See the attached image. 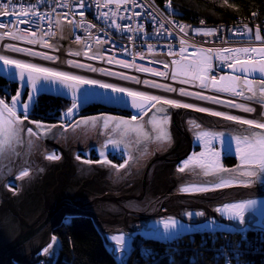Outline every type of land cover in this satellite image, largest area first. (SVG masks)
Returning <instances> with one entry per match:
<instances>
[{"label":"water","instance_id":"water-1","mask_svg":"<svg viewBox=\"0 0 264 264\" xmlns=\"http://www.w3.org/2000/svg\"><path fill=\"white\" fill-rule=\"evenodd\" d=\"M242 62L244 63L235 62L231 66H224L221 71L241 78L264 82V74L259 71L260 67L264 66V59L259 61L245 60ZM245 66L254 67L256 71L252 73L240 71ZM20 72L25 73V81H27L28 69H20L15 65L5 64L0 61V77L20 84V90L14 98L22 103H29L27 114L33 111L37 99L41 95L47 94L75 102V107L70 109L72 111L71 118L69 119L65 116L66 125L82 114L87 107L96 104L120 113L139 114L149 110V108L150 111H155L162 115L170 112L172 113L171 128L175 124L178 131L177 133L173 132L174 143L171 147L161 154L156 151V156L149 162L145 175L141 176L139 184L133 188L121 190L128 192V194L123 195L102 191V188L106 185L111 188V186L114 187V184L104 183L109 170H102L97 168L96 165H94L95 169L100 170L102 173L100 178L83 181L79 186L70 184L69 175L76 173L75 166L71 161V150L70 155H67L56 143V140L64 130L65 124L54 125L47 134L40 132L39 135L47 144V147L56 146L60 151H63L65 157L71 163V169H61L59 172L53 168L48 173L49 164L47 174L54 176V180L44 181L46 174L37 191L31 190L28 192L27 188H24L21 196L16 198L19 204L11 196L1 193L2 183H0V264L5 260L6 264H14L12 260H16L21 264H37L40 262V258L44 259L45 264H54L59 243L52 236L53 230L57 225L62 224L63 220L68 216L84 214L91 216L95 222L103 221L106 226L120 227L121 225H117V223H126L129 228V222L138 219L167 213L176 215V213H180L178 209L198 206L225 223L235 224L234 222H226L216 216L209 207L222 204L225 201L264 196V185L261 183H248L246 185L241 183V181L255 180L256 178L240 175L241 169L247 167V165H242L241 153L237 148L239 145L241 149H247V146L236 139L237 136L245 131L264 134L263 129L236 124L215 127L213 125L217 123L196 110L173 107L161 103L151 107L152 102L141 96L131 97L125 92L120 93L97 85L80 84L78 81L61 82L58 77H50L46 80L43 78L44 74L35 72L31 73V75L33 81L36 82L37 91L34 94V100L29 102L28 97L33 95L31 84L28 83L25 86L20 81ZM68 85H71V87ZM133 103L141 107H134ZM17 108L23 113L20 105H17ZM102 117L103 115H101L100 121H102ZM26 122L28 120L24 121V123ZM101 125L102 122L98 130V139ZM31 126L37 130L36 127ZM204 133L209 135L205 136ZM23 135L25 146V133ZM95 142H98V140ZM185 143H187V147L182 150ZM22 153L23 151L16 156L15 171L21 165ZM226 155L236 156L238 158V166L235 168L225 167L223 159ZM193 156L205 163L218 161L223 168L228 170L227 173H223L225 177L229 174L235 177L233 183L228 187L213 189L212 185L217 183V177L215 175H204L203 170L195 163L189 165L183 172L180 171V168ZM20 182L23 183L22 180ZM124 185H126V182ZM185 186L207 187L210 190L192 193L180 191V188ZM24 198H32L38 204L24 208ZM162 207H167L169 211L159 212ZM235 226L237 227L236 224ZM45 249H47V252L44 251Z\"/></svg>","mask_w":264,"mask_h":264},{"label":"built area","instance_id":"built-area-1","mask_svg":"<svg viewBox=\"0 0 264 264\" xmlns=\"http://www.w3.org/2000/svg\"><path fill=\"white\" fill-rule=\"evenodd\" d=\"M12 3L16 14L9 11L5 15L0 11V23L4 25L0 27V56L86 79V71L72 66L70 62L92 63L97 68L99 83L137 75L139 69H144L149 75L156 73L158 80L160 77H184L182 79L188 80L193 77L186 72L190 67L193 70L196 64L211 60V63L216 61L226 66L237 60L259 58L244 56L237 49L255 48L256 55L264 49V21H253L247 25L191 24L173 13L170 4L162 9L153 0H12ZM21 8L28 12V18L34 13L38 14L37 22L20 23V19H24L19 15ZM256 35L261 39L256 40ZM249 44L253 46L249 47ZM12 48L26 49L40 55H27L23 51L10 50ZM42 56L55 59H44ZM182 65L189 66L181 67L183 74L180 75ZM131 67H134V71L130 70ZM212 72L221 74L215 69ZM105 73H116L118 79ZM141 80L142 83L155 81L146 76ZM170 83L177 84L175 81ZM198 85L199 81L195 87ZM222 98L228 103L217 104L224 109V114L232 116L233 112H237L236 107L229 106L235 105L232 103L234 99L223 94ZM253 104L258 105V102L250 101L248 108L254 107ZM256 233L259 242L264 243V230ZM241 235L243 240L248 238L247 232ZM236 236L231 232L217 231L212 232L208 239L212 240L213 245H220L226 264H251L249 257L260 253L251 252L252 247L235 249L231 245L229 249L223 248L226 240L237 242ZM195 241L190 239L186 242L181 238L176 241L173 251L177 253L182 246L194 244ZM142 245L139 256H151L153 252ZM204 245H208L206 240ZM137 258L136 255L134 260ZM37 264H45V261L41 259Z\"/></svg>","mask_w":264,"mask_h":264},{"label":"rangeland","instance_id":"rangeland-1","mask_svg":"<svg viewBox=\"0 0 264 264\" xmlns=\"http://www.w3.org/2000/svg\"><path fill=\"white\" fill-rule=\"evenodd\" d=\"M173 13H175L180 19H182L180 16V13H178L175 10L173 11ZM188 23L194 24L193 22H188ZM248 46L252 47L253 44H249ZM245 60L246 61H259L261 60V58L243 59V61ZM235 62L237 61H233L232 64H234ZM208 63L209 61H205L204 64L203 63L201 65L196 64L195 65L196 67L193 68V70L191 69L192 68L191 67L186 72V74L190 73L191 78L193 77L192 79H188L189 81L182 79L184 77L177 78V79L172 78V77L170 78L160 77V80H158V78H156L157 77L156 73H151L149 75L145 73L144 69L143 70L139 69L138 70L139 73L137 75L130 76L128 77V79L123 78L121 80L116 77L118 74L112 73L110 77H114V79H118V81H122L123 83H125L124 87L120 85L109 84V83H102V82L99 83L96 71H88L86 70L85 67H78V68L86 71L84 72V74L88 76L87 80L97 81L98 82L96 84L97 86H99V84H108V85H112L115 88L126 89L127 91L125 93H127L128 91H133V92L143 93L144 96H146V93L144 91H141L139 89H135L129 86L132 82H134L136 85L141 84L142 83L141 77L146 76L148 78L155 79V81H148L149 82L148 84H145L143 82L142 84L146 85L147 87H152L150 86L151 84L160 85L161 87H152V88H156L158 90H161L162 92L164 91V93H166L165 88H172L175 91H171V92L173 93L177 91L178 96L180 94V91L183 90L186 93L198 94L199 96H203L206 98L211 97V98H214L215 100L219 99L220 103H225V102L228 103V101L225 98H222V94H223L225 96H229L233 98L234 100L232 101V103L235 105H242L248 108L249 102L254 100L264 106V101H262L261 95L259 92V86L261 85L263 81L239 77L240 78L239 82H233L232 78L238 77V76L221 71V68L224 67L225 65L222 66V64L220 65V63L216 61H213V63H211V60H210L211 66L209 67ZM78 64L84 65V66H90L92 68L97 69L95 65H93L92 63L86 64V63L79 62ZM199 65L202 67L200 68ZM228 65H231V64H228ZM184 66H189V65L180 66L179 71H181V67L183 68ZM212 69H215L217 72H221V74L215 75L212 72ZM130 70L134 71V67H131ZM199 74L200 76L198 77ZM213 77H215L214 81H213ZM137 80L140 81V83H137L136 82ZM172 81L177 82L180 85V88L178 89L176 84H171L170 82ZM198 81H199V85L196 88L195 85L198 83ZM202 84L207 85V87H202L201 86ZM192 86H193V89L191 88ZM221 87H234L236 92L242 91L243 96L232 95V94H229V92L227 91H218L217 89ZM248 87H251L257 93L255 98L253 99L245 98V97H249L253 95L252 92L247 91ZM198 89H201V90H198ZM144 96H141V97H144ZM187 97L191 98L195 102L196 101L200 102L201 100H204V102L205 101L213 102V100L211 99H199L197 98V95H181L180 94V98L179 99L177 98V99L179 101L181 98H187ZM163 100L164 99L161 98V101ZM151 102L152 104L153 103H155V105L157 104L156 102H153V101ZM3 104L7 105L8 107H12V102H7L3 100ZM74 104L75 102H73L72 106L68 108L67 110L63 111L61 115L58 117L60 124H65V114L73 107ZM215 104L217 103L213 102V104L210 103L209 104L210 106H208L205 102V106L203 108L208 109L210 111L220 112L224 114V109L220 107L218 104L217 105ZM170 106H173V105H170ZM2 107L3 105H0V108ZM188 108L195 110L196 108H199V107H195L194 109L191 107H188ZM235 109L241 110L240 107H236ZM15 111H16L17 117L19 118V121L22 122V126L25 129L32 128L34 131H37L31 125L37 128V123L39 122L30 121L28 119V116L30 114H27V118H25L24 114L21 113L17 107ZM197 112L208 116L218 125H229V124L241 125V124H237L238 122L236 121L226 120L223 118V116H213L210 114L209 111H205V112L197 111ZM234 113L235 112H233L232 116H236V114ZM132 114L133 115L130 118L120 116V115L102 114L103 115L102 119L107 118L109 127L105 129L101 125L99 139H98V130H99L100 123H97L96 125L92 126L91 124H86L83 122H90L91 120H93V118L100 121L101 115L84 117V118L78 119L74 124H80L79 127L74 128L73 127L74 124H72L71 126L70 125L68 126L65 124L64 130L61 132L59 138L56 140V143L67 153V155H70V150H71V157H72L71 161L75 166V170H76V167L78 168V170L80 169L79 171L76 170L75 174L69 175L70 184H73V186H79L83 181L85 182L86 180H91L93 178H96L95 175L97 171L102 176V173L100 170L95 169V167L92 168L91 164H88V162H84L83 160L84 157L89 159V156L97 168H100L102 170H109L107 173V177H105L104 179V183L106 182L112 183L114 184V187L111 186L110 188L109 185H106L105 187L102 188L103 192L109 191L111 193L119 194V195L128 194V192H124L121 190L130 189L136 186L137 184H139V182L141 181V176L145 175L149 162L156 156V151L158 154H161L167 151L171 147V145L174 143V133H177L178 129L175 126V124H173V127L171 128L172 113L170 112L166 113V115L165 114L162 115L155 111L146 110L143 113H139V114L132 113ZM3 116L8 117V113L4 112ZM133 117H135L136 119H133ZM25 120H28L29 125H28V122L24 123ZM115 121H127L129 124V127L116 128L114 127ZM39 124L45 127H51V128L52 126H54V125L47 126L48 124H44V123H39ZM242 126H249V125H242ZM257 129H260V128H257ZM165 134L170 135V138H171L170 141L164 139ZM21 136H22L23 143H20L19 146L16 147L15 149L16 155L8 159H5L3 162H0V182L2 180L5 181L8 178L4 182V185L1 186V193L4 195L11 196L12 199L19 197L24 191V188L31 189L34 187L35 189H38L40 185L39 181H41L40 179L42 177H38L36 180L33 179L35 181L32 182L31 184L28 183V179H29L28 177H31L35 173L39 174L40 176L41 174H43V172H46L49 164H50L49 169H48L49 171L54 168L55 171L58 170L60 172L61 169H67L71 167V163L65 157L63 151H60V149L56 146L54 147L48 146L49 148H51L49 149L47 147V144L40 137V135L29 137L28 135L25 134V146H24L23 133L21 134ZM97 140L98 142H95ZM29 141L33 142L31 148L29 147ZM116 141H119L120 147L116 149L115 151H113L112 143ZM105 145H107V148L105 150L104 158L110 163H100L99 162L102 159V157L100 156V150ZM186 147H187V143L183 145L182 150H184ZM80 148H83V149H80ZM22 151L23 153H22L21 165L15 171L16 156ZM51 154L58 156L59 159H51V160L48 159L47 158L48 155H51ZM113 156L122 160L123 164L121 165L115 164L111 160ZM93 157H98L96 158L98 160L95 161ZM130 162H131V165H130ZM61 163L62 165H60ZM131 166H132V170H131ZM22 170H27L28 176L21 175ZM21 180L24 183V185L23 183L20 182ZM125 182H126V185H124ZM76 183H80V184L77 185ZM249 200L258 201L257 206L252 209L245 208L242 210H236V209L232 210L233 213H238L239 215L243 216L244 218L243 223H240L238 220H231L228 218L226 214H221V212L218 211V209H223L227 205L246 202ZM0 203H1V198H0ZM17 203H19V201ZM189 209L190 210L188 211L184 210L186 212V214L184 215H179V213H177L179 217H176L173 215L167 216V217L150 216L148 218L138 219V220L129 222V228L127 227L126 223H117V225H121V226L112 227V226L104 225L105 223L99 220V222L97 221L96 224L98 225L99 229L102 231L103 235H105L104 237L106 239V243H107L109 250L115 254L117 260L121 264H127L128 259L131 256L133 248H134L133 239L137 235H141L142 237L148 238V239L154 238V239H159L161 241H166V240H172L176 237H180L184 234H190V233L195 234L196 232L224 230V231L238 233V232H247V230L249 229L254 230L255 227L264 228V196H258L255 198H243L241 200L225 201L222 204L213 205L209 207V209L213 211L216 216L222 218L226 222H234L237 225V227L235 226V224L225 223L221 219L215 217L210 212L207 213L205 209L199 208L198 206L190 207ZM190 213L192 215H189ZM197 213H202V215H196ZM252 214L257 218L256 220ZM245 216L247 219L245 218ZM169 219L176 220L179 223L172 232H165L164 222ZM194 223H197V224H194ZM250 223L252 226L250 225ZM100 224L102 225V227ZM239 227H242V228H239ZM116 236L124 237L125 246L123 250L120 249V245L117 243V241L115 239H112V237H116ZM56 239L58 240L59 249H60V241L58 238ZM41 259L44 261L43 258H40V260ZM12 262L14 263L17 261L12 260ZM18 263L19 262H17V264Z\"/></svg>","mask_w":264,"mask_h":264},{"label":"trees","instance_id":"trees-1","mask_svg":"<svg viewBox=\"0 0 264 264\" xmlns=\"http://www.w3.org/2000/svg\"><path fill=\"white\" fill-rule=\"evenodd\" d=\"M153 2L160 8L170 4L175 11L180 13L184 21L193 22L194 24L231 23L241 18L249 19L253 15L264 21V0H153ZM19 90L20 84L18 82L0 77L1 99L12 102L11 100ZM72 104L73 102L68 99L43 94L37 99L28 119L32 122L57 125L60 122L58 117ZM102 114L120 115L128 118L133 115L132 113H120L94 104L87 107L82 114L67 123V125L71 126L80 118ZM93 158L95 161L98 160L96 159L98 157ZM111 160L115 164H123V161L117 157L113 156ZM223 164L225 167L235 168L239 164L238 158L226 155ZM23 201L24 208L38 204L32 198H24ZM258 230H264V228L255 227L254 230H247L248 238L246 240L242 239V232H231L237 235L235 239L238 240L237 242L226 240L223 248L225 250L229 249L231 245L235 249H249L252 247V249L250 248L251 252L260 253L249 257L251 264H264V243L259 242L260 240L257 238L256 232ZM217 231L224 230L185 234L172 241L148 239L137 235L133 239L134 248L127 264H193V261H195V264H226V257L220 245H213L212 240L208 239L212 232ZM192 235L195 236L197 242L195 241L194 244L189 243V245L185 244L186 246H182V249L177 253L173 251L177 240L180 241L182 238L189 242ZM53 236L60 241V249L54 264H121L115 254L109 250L102 231L89 215L78 214L72 216L71 219L70 216L66 217L62 224L54 228ZM205 240L209 246L204 245ZM142 244L153 252L151 256H139V247L143 246ZM136 255L138 258L134 260Z\"/></svg>","mask_w":264,"mask_h":264},{"label":"snow or ice","instance_id":"snow-or-ice-1","mask_svg":"<svg viewBox=\"0 0 264 264\" xmlns=\"http://www.w3.org/2000/svg\"><path fill=\"white\" fill-rule=\"evenodd\" d=\"M81 7H84V5L81 4ZM0 11H2L5 15H7L9 13V11H11L13 14H16L17 10H16L15 6L13 5L12 0H3V3H0ZM19 15L24 17V19H20V21H19L20 23H35L39 19L38 14H35V13L33 14V16L31 18H28V12L23 11L22 8L19 12ZM0 27H4V25L2 23H0ZM255 39L260 40L261 37L259 35H256ZM10 50L23 51L27 55H40L37 53H33L29 50H26V49L12 48ZM225 51H231V50L225 49ZM236 51L237 52H243V53L247 54L250 51L256 52L257 49H255V48H252V49L243 48V49H237ZM261 51L264 52V49H262ZM42 58H44V59H55L53 57H47V56H42ZM0 61H3L5 64L15 65L17 68H20V69H28L29 70V73L27 75V81H25V73L24 72H20V74H19L20 81L22 83H24L25 86L28 83L31 84L33 95H30L28 97L29 102H32L34 100V94L37 91L36 82L33 81V77L31 75V73H33V72L44 74L43 78L46 80L50 77H58V78H60L61 82L78 81L80 84H88V85H96L98 83L97 81L87 80V79H84L82 77L71 75V74H68L65 72L54 71V70L49 69V68L38 67V66L32 65V64H25V63H21L20 61H17V60H8L2 56H0ZM70 63L74 67H85L86 70H88V71H97V69L92 68L90 66L79 65V64H75L74 62H70ZM109 63H111V60L109 61ZM237 63H244V62L237 60ZM124 66L127 67L128 65L124 64ZM208 66L209 67L211 66L210 60H209ZM140 70H143V69H140ZM240 71H243L246 73H252V72H255L256 69L254 67L245 66V67H242L240 69ZM259 71L261 72V74H264V66H261ZM105 74L112 75V73H105ZM121 78L128 79V77H121ZM173 78H175V77H173ZM214 80H215V77H213V81ZM239 80H240L239 77H233L232 78L233 82H239ZM136 82L140 83V81H138V80ZM144 83L148 84L149 82L145 81ZM68 86L71 87V85H68ZM99 86L102 88H112L113 91H117L120 93H124L127 91L124 88H115L112 85H108V84H99ZM150 86L161 87L160 85H156V84H151ZM201 86L207 87V85H203V84ZM165 90L170 91V92L175 91L172 88H165ZM217 90L218 91H227V92H229V94H232V95L243 96V92L242 91L236 92L234 87H221ZM73 91L75 92V90H73ZM247 91L252 92L253 95L249 96V97H245V98L253 99L256 97L257 93L251 87H248ZM259 92H260L262 101H264V82H262L261 85L259 86ZM127 94L131 97L144 96L143 93L133 92V91H128ZM180 94L181 95H197V98H199V99H211V100H213V102L220 103V101L215 100L214 98H211V97L206 98L203 96H199L198 94L186 93L183 90L180 91ZM144 98L148 101H154L156 103H163L165 105H173L175 107H185V108L193 107L192 105L181 104V103H178V102L171 100V99H164L163 101H161L160 97H157L154 95L144 96ZM0 105H3V107L0 108V116H3L4 112L8 113L7 119L0 120V162H3L5 159H8V158L16 155V152H15L16 147H18L20 143H23L22 136H21L22 133H25L26 135L31 137V136L39 135L40 132H44L45 134H47L48 132L51 131V127H45L39 123H37V131H34L32 128H26L25 129L22 126V122L19 121V118L16 115L15 109H16L17 105H20V107L23 110V114H24L25 118H27V112L29 110V103H22L18 99L13 98L12 107H8L7 105H4L2 99H0ZM133 106L134 107H141V106L136 105L135 103H133ZM229 106L240 107L243 111H246V112L254 111L252 108H246L242 105L229 104ZM73 107H75V104L73 105ZM151 107H155V103L152 104ZM149 110H150V108H149ZM195 110L200 111V112L209 111L210 114L213 116H223L224 119L236 121L241 125H249L250 127L264 129V123H258V122L251 120V119H244V118H240V117H236V116L226 115V114H223L220 112L210 111V110L204 109V108H196ZM144 114H146V113H144ZM65 116H66V118L70 119L72 116V111L69 110V112L66 113ZM133 119H136V118L133 117ZM101 122H102V126L105 129H107L109 127L107 118H103L102 121H98L95 118H93V120H91L90 122H83V123L91 124L92 126H94L97 123H101ZM79 126H80V124H74L73 125L74 128L79 127ZM52 127H54V126H52ZM114 127H116V128H127V127H129V124L127 121H115ZM204 135L207 136L209 134L204 133ZM164 139L170 141V139H171L170 135L165 134ZM236 139H237V141L243 142V144L247 146V149H241L239 147V145L237 148V150L241 153L240 158H241L242 165H247V167H243L241 169L240 175L244 176V177H249V178H252V177L256 178L255 180L249 179L247 181H241V183L246 185L248 183L259 182L262 185H264V134L245 131V132L241 133L239 136H237ZM32 143L33 142L29 141V147L30 148L32 146ZM119 147H120L119 141L112 143L113 151H115ZM106 148H107V145L102 147V149L100 150V156L102 157V159L99 161L100 163H110L109 161H107L104 158ZM201 155H203V154H201ZM47 158L50 160L51 159H59V157L55 156L54 154L48 155ZM194 163L197 164L203 170L204 175H215L217 177V183L212 185L213 189L228 187L233 183V181L235 179V177L231 176V174H229L227 177H225L223 175V173H227L228 170L223 168V166L220 165L218 161H215L213 163H205V162L197 160V158L195 156H193L191 159H189L184 164V166L180 168V171L183 172L185 168L189 167V165H192ZM21 175L28 176V171L22 170ZM208 190H210V189L207 187H194V186H185V187L180 188V191L185 192V193L205 192ZM257 204H258V201L249 200L246 202L227 205L223 209H218V211H220L221 214H226L228 216V218L231 220H238L240 223H243V220H244L243 216L239 215L238 213H233L232 210L233 209L242 210L245 208L252 209V208H255L257 206ZM189 215H192V214L190 213ZM196 215H202V213H197ZM178 223H179L178 221L172 220V219L165 221L164 222L165 232H172L177 227ZM209 223H211V222H209ZM112 239H115L117 241V243L120 245L121 250L124 249L125 245H124V237L123 236L112 237ZM44 251L47 252V249H45ZM193 264H195V261H193Z\"/></svg>","mask_w":264,"mask_h":264},{"label":"bare ground","instance_id":"bare-ground-1","mask_svg":"<svg viewBox=\"0 0 264 264\" xmlns=\"http://www.w3.org/2000/svg\"><path fill=\"white\" fill-rule=\"evenodd\" d=\"M253 21H261L258 19V16L256 15H253L251 18L249 19H245V18H241L239 19L238 21H235V22H231V23H237V24H240V25H247L249 23H253ZM263 21V20H262ZM218 25H228V23H222V24H218ZM244 56H248V57H259L261 59H264V52H261L260 54L256 55L255 52H249L247 54L243 53ZM243 61V60H242ZM191 68V67H190ZM177 75H181L183 74L181 71L180 73H176ZM179 75V76H180ZM190 78V76H188ZM177 83V82H176ZM109 84H113V85H120L122 87L125 86V83H123L122 81H118V80H110L109 81ZM130 87L132 88H135V89H139L141 91H144L145 93H147L148 95H154V96H157V97H160V98H163V99H171V100H174V101H178V99L180 98V94L178 96V92H166L164 93V91L162 92L161 90H158L156 88H152V87H147L143 84H130L129 85ZM177 88L179 89L180 88V85L177 83L176 84ZM178 98V99H177ZM178 103H181V104H189V105H192L193 107L191 108H195V107H199V108H203L205 106V102L204 101H193L191 98H181ZM208 106H210L209 104L210 103H206ZM252 106V109L254 111L252 112H246V111H243L242 109L240 110H237V112H235L236 116L237 117H240V118H244V119H251L255 122H258V123H264V109H263V105L262 104H259L256 105V104H253ZM251 108V107H250ZM189 109V108H188ZM219 111V109H218ZM3 119H7V117L5 116H0V120H3ZM239 124V123H237ZM14 199V198H13ZM71 219V217H70ZM64 222V220H63ZM71 222V221H70ZM191 239H196L194 235L191 236ZM6 263V260L4 262H2V264H5ZM18 264H21V263H18Z\"/></svg>","mask_w":264,"mask_h":264},{"label":"crops","instance_id":"crops-1","mask_svg":"<svg viewBox=\"0 0 264 264\" xmlns=\"http://www.w3.org/2000/svg\"><path fill=\"white\" fill-rule=\"evenodd\" d=\"M47 126H51V125L48 124ZM83 160H84V162H88V164H93V165H91V167L94 168V165H95V164L93 163L92 159H90V156H89V159L84 157ZM88 160H89V161H88ZM67 169H71V167H70V168H67ZM76 170L79 171L80 169L78 170V168L76 167ZM51 171H52V169H51L50 171L48 170V173H50ZM57 171H58V170H57ZM44 173H45V174H44ZM46 174H47V170H46V172H43V174H41L40 176H39V174H36V173H35V174L32 175V177H30V178L28 179V183L31 184V183L34 182L38 177H42V178L40 179L41 181H39V182H40L39 184L41 185V184H42L43 177H44ZM36 175H37V176H36ZM95 176H96V178H100V177H101V175H100V173H99L98 171L96 172V175H95ZM54 178H55L54 176H52V175L49 176V174H47V175L45 176V178H44V181L54 180ZM33 179H35V180H33ZM0 183H2L1 186L4 185V181H3V180H2ZM76 184L78 185V184H80V183H76ZM40 185H39V187H40ZM37 188H38V187H37ZM38 189H39V188H38ZM38 189H35V188L33 187V188H31V189H27V191H28V192H30L31 190H33V191L36 190V191H37ZM0 196H1V195H0ZM20 196H21V195H20ZM20 196H19V197H20ZM255 197H258V196L249 197V198H255ZM0 198H1V197H0ZM16 198H17V197H16ZM16 198H14V199H15L16 202H18ZM241 199H243V198H241ZM241 199H236V200H241ZM18 204H19V203H18ZM178 210H179V212H180L179 215H184V214H186L185 211H188V210H190V209H189V208H186V209H178ZM184 210H185V211H184ZM162 211H169V209H168L167 207H162V208L159 210V212H162ZM181 212H182V214H181ZM183 212H184V213H183ZM172 215H173V216H176V217H179L177 213H176V215H175V214H172V213H167V214H163V215H154V216H155V217H167V216H172ZM134 229H136V228H134ZM190 234H191V233H190ZM184 235H185V234H184ZM52 236H53V235H52ZM177 238H178V237H176V238H174V239H172V240H175V239H177ZM151 239H154V238H151ZM157 240H159V239H157ZM172 240H166V241H172ZM14 264H17V262H14Z\"/></svg>","mask_w":264,"mask_h":264},{"label":"flooded vegetation","instance_id":"flooded-vegetation-1","mask_svg":"<svg viewBox=\"0 0 264 264\" xmlns=\"http://www.w3.org/2000/svg\"><path fill=\"white\" fill-rule=\"evenodd\" d=\"M209 124H211V123H209ZM213 126L218 127V126H220V125L214 124Z\"/></svg>","mask_w":264,"mask_h":264}]
</instances>
